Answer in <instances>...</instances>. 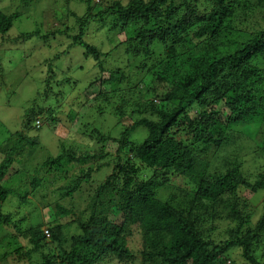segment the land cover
<instances>
[{
    "label": "clouds",
    "instance_id": "9594fccd",
    "mask_svg": "<svg viewBox=\"0 0 264 264\" xmlns=\"http://www.w3.org/2000/svg\"><path fill=\"white\" fill-rule=\"evenodd\" d=\"M0 264H264V0H0Z\"/></svg>",
    "mask_w": 264,
    "mask_h": 264
}]
</instances>
